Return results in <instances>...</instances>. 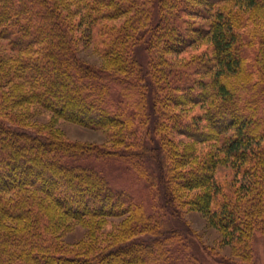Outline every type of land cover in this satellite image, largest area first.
Wrapping results in <instances>:
<instances>
[{"label":"trees","instance_id":"obj_1","mask_svg":"<svg viewBox=\"0 0 264 264\" xmlns=\"http://www.w3.org/2000/svg\"><path fill=\"white\" fill-rule=\"evenodd\" d=\"M89 42L110 70L78 57ZM0 50V264H205L179 229H165L180 188L199 191L184 200L253 264L252 234L264 229V0H0ZM192 105L202 112H173ZM27 106L112 130L117 146L41 134L15 113ZM172 127L208 145L204 158L196 151L191 166ZM222 161L241 177L233 188L215 182ZM107 162L129 179H113ZM134 177L159 189L150 211ZM123 216L106 247L67 251L54 233L68 220Z\"/></svg>","mask_w":264,"mask_h":264},{"label":"rangeland","instance_id":"obj_2","mask_svg":"<svg viewBox=\"0 0 264 264\" xmlns=\"http://www.w3.org/2000/svg\"><path fill=\"white\" fill-rule=\"evenodd\" d=\"M194 20L199 22L196 19ZM90 44V42L89 44H78V57L86 64H89L96 69L105 68L110 70L112 67L106 63L105 59L101 57L98 51H96ZM202 44L203 45L198 48L199 52L203 51L208 45L205 41ZM3 52V50H0V55L4 54ZM136 56L139 61L143 62V64L146 63L144 58L146 54L140 46L136 48ZM168 57L169 60L182 64L184 60L186 61L189 59L190 55L182 54V56L179 55L177 57L169 55ZM144 80L147 83L148 79ZM186 108L178 107L175 108L173 112L176 114L180 113L182 115L187 112H192L194 114L202 112L201 107L194 105L186 106ZM14 110L16 114L22 116V119L25 121L24 123L29 125V127L34 128L41 134L53 136L55 139L84 146H99L104 148H114L117 146L118 141L112 130L104 131L90 129L79 124L66 121L41 109L36 110L30 106H27L26 108H15ZM142 130L144 131L145 129L142 127ZM168 134L169 141L175 146L179 153H181L184 149L194 152V156L190 160L191 162H189L191 166H193L192 161L196 160V151L197 159H201L202 156V158H204L203 154H205L209 148L208 145H198L191 142L189 139L175 131L173 127L172 130H169ZM152 138L155 142L157 141L159 143L161 141L159 136H152ZM147 139L148 138H145L144 140ZM144 160L145 163L148 164V167L151 169L150 171H152L155 178L154 173L156 172V168L152 158L149 154H146ZM94 161L95 163L103 162V160ZM107 163L108 164L104 165L106 166L105 170L107 173L111 175L113 174V179H118L122 175L124 177V181L129 179L130 173L122 171L120 169L121 167H115L109 162ZM190 165L187 166L185 170L188 169V167H191ZM235 174L236 168L232 166L231 161L221 163L216 166L214 171L215 182L221 187L233 188L236 184H238V181L241 180V177H236ZM20 176H22V174L18 175V177ZM132 183L133 187L138 191V193H136V198L141 200L145 204V208L150 211L148 206L152 201L151 193H159L158 187L151 190L147 189L149 186H147L144 182L139 181V178L136 179V177H134V181H132ZM180 191H182V195L177 199V201H175L174 205L176 212L174 214L175 216H165V220L168 221L167 228L165 229H179L189 240L191 248L204 260L205 264H246L244 263L246 252L244 248L241 247V243L239 244V242L235 239L230 241V238H228L224 230L213 226L208 217H206L202 212L195 210L193 206L186 202L189 198L184 200V197H194L199 191H186L181 188ZM156 194L155 197L157 199L158 197ZM159 206L163 209L161 203ZM163 212H165V208L160 213L162 217ZM126 220V216L106 219L103 223L96 219H87L80 222L68 220L69 223L66 225H56L54 233L56 232L60 244L63 245L67 251H72L74 249L77 250L81 247H90L93 245L95 247H106V243L109 240H116L117 237L121 236V227L123 222ZM92 222L96 225H93ZM98 222L102 224H97ZM252 235V251L254 255L253 264H264V229L259 230L256 228Z\"/></svg>","mask_w":264,"mask_h":264}]
</instances>
